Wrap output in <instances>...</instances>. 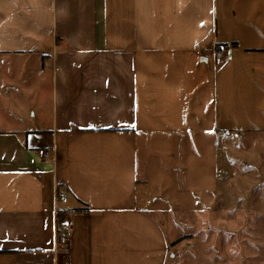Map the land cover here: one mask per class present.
I'll return each mask as SVG.
<instances>
[{"label": "crops", "instance_id": "1", "mask_svg": "<svg viewBox=\"0 0 264 264\" xmlns=\"http://www.w3.org/2000/svg\"><path fill=\"white\" fill-rule=\"evenodd\" d=\"M19 92L0 128V264H168L143 144L231 132L240 102L264 111V0H0V97Z\"/></svg>", "mask_w": 264, "mask_h": 264}, {"label": "rangeland", "instance_id": "2", "mask_svg": "<svg viewBox=\"0 0 264 264\" xmlns=\"http://www.w3.org/2000/svg\"><path fill=\"white\" fill-rule=\"evenodd\" d=\"M14 65L34 73L26 64ZM18 94L0 97L1 129L10 128L8 100L21 108L29 102L30 95ZM254 105L259 104L240 102L223 115L231 132L201 131L143 144L156 157L142 181L146 186L152 179L157 186L152 213L176 256L168 264H264V111L253 114ZM25 113L32 116L31 109Z\"/></svg>", "mask_w": 264, "mask_h": 264}, {"label": "built area", "instance_id": "3", "mask_svg": "<svg viewBox=\"0 0 264 264\" xmlns=\"http://www.w3.org/2000/svg\"><path fill=\"white\" fill-rule=\"evenodd\" d=\"M226 59V54L223 53L222 51H216L214 54V60L216 61L217 64H220L222 61ZM52 157V154L49 152H44L40 154V158H42L45 161H49L50 158ZM60 201L62 203H67V199L64 197L60 198ZM55 239H56V245L58 246H65L70 242V229L69 227H57L56 226V231H55Z\"/></svg>", "mask_w": 264, "mask_h": 264}, {"label": "trees", "instance_id": "4", "mask_svg": "<svg viewBox=\"0 0 264 264\" xmlns=\"http://www.w3.org/2000/svg\"><path fill=\"white\" fill-rule=\"evenodd\" d=\"M222 47L225 48V49L228 48V46H225V47L222 46ZM217 50L222 51L220 47L217 48ZM74 211L75 212L86 213V214H89L90 213V210L87 207H85V208H78V209H75ZM66 219H67V212H59L58 213V225L59 226H63L64 223H65V221H66ZM179 243H181V242H179Z\"/></svg>", "mask_w": 264, "mask_h": 264}, {"label": "water", "instance_id": "5", "mask_svg": "<svg viewBox=\"0 0 264 264\" xmlns=\"http://www.w3.org/2000/svg\"><path fill=\"white\" fill-rule=\"evenodd\" d=\"M207 61V60H206Z\"/></svg>", "mask_w": 264, "mask_h": 264}]
</instances>
